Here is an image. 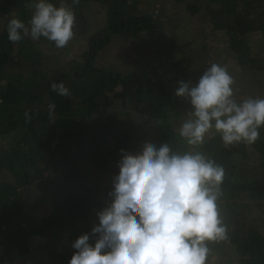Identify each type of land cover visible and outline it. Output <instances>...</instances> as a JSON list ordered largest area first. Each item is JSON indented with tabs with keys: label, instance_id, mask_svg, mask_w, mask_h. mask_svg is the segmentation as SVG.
<instances>
[{
	"label": "trees",
	"instance_id": "obj_1",
	"mask_svg": "<svg viewBox=\"0 0 264 264\" xmlns=\"http://www.w3.org/2000/svg\"><path fill=\"white\" fill-rule=\"evenodd\" d=\"M182 14L193 36L166 66ZM199 20L221 36L211 63L188 49ZM113 38L149 61L110 66ZM263 232L264 0H0V264H264Z\"/></svg>",
	"mask_w": 264,
	"mask_h": 264
},
{
	"label": "rangeland",
	"instance_id": "obj_2",
	"mask_svg": "<svg viewBox=\"0 0 264 264\" xmlns=\"http://www.w3.org/2000/svg\"><path fill=\"white\" fill-rule=\"evenodd\" d=\"M99 11H101V10L97 9V8L90 9V11H87L88 17L92 21L91 24L99 23V25L100 24L103 25L102 24L103 23V13L99 12ZM164 12L167 15V17L171 16V14H172V11H170L169 8L165 9ZM185 19H187V16L185 14H182V16H178L177 18L175 17V18L172 19V24L170 26L167 25V29H165L166 36H165L164 40L162 41L163 48H164L162 53L165 54L166 52H168L167 53L168 56H167L166 59H164L162 61H163L164 65H166V66L169 63H173V62L178 61L179 58H181V56H179V55L182 52H184L183 50H181V47L178 46L180 44H179V41L177 39L180 38L182 35L184 36L183 39L185 38V36L187 37V35H192L193 36V31L188 32L187 35H186L184 33L183 27H181V25L184 26L183 22L185 21ZM201 23L204 24L202 20H201ZM201 23H200V20H199L198 24L201 25ZM52 24L54 25L53 32L55 33V35L56 36L60 35V37L63 38L64 40L67 39V37L64 35V33L62 31L63 29L61 28L60 24L55 19L52 21ZM205 25L206 24H204V27H205ZM204 27H203V35L201 34V37L199 36L198 38L195 37L194 41H192L190 43L188 49L189 50L193 49V55L195 56V58H198V56H203L204 57V54H208V56H209L208 62L211 63V62L214 61V57L212 55V52H210V51H207V52L203 51L202 52L201 51L202 42L203 43H207V49L206 50H211L214 47L219 46L218 43H219V41L221 39V36L218 35V37H216V36L213 37L212 34H210V32H209L208 26H206L205 28ZM195 28H196V25L194 27H192L191 29L194 30ZM217 38H219V39L217 40ZM137 44H140V45H138L137 48H132V46L130 44L126 45L123 40H121L119 38H113L112 42L110 43V46H108L106 48V50H105V53H103V59L110 66L114 65L115 63H120L121 59H123L125 56H126L125 59H127V60H130V58L132 56H134L136 59H138L137 62L140 61L141 63H143V62L141 60H139V59L149 61L148 60V58H149L148 54L146 53L147 54L146 55L143 52L144 45H142L141 42L135 43V44H132V45L134 46V45H137ZM170 48H172L173 50L169 51L168 49H170ZM189 50L185 51V52L189 53ZM122 52H123V54H122ZM208 52H210V53H208ZM120 54H122V55L120 56ZM220 62H222V63L224 62L223 66L220 67V69L223 68V69H221V71H222L221 73L222 74H226V75L233 74L234 78L238 77L235 74L237 64L234 62V60H232L229 52L225 53L220 58ZM129 67L134 72H139V71L142 72V71H144L143 67H134L133 65L129 66ZM215 73H218V71H216ZM189 83L192 86L195 85L194 84V79H190ZM238 83L239 82H238L237 79H235V81L226 80V81H224V88L225 89L228 88V90H229L230 87L233 88V85H235V84L238 85ZM120 89H122V88H120ZM129 90H131V92H132L133 88L129 87ZM242 91H243V93H237V92H240V91L236 89L235 92H231L230 96L228 97V100H229V102L232 101L233 104H235L241 110L245 111L247 109V107H248L249 101L247 100V98L244 97L245 95L247 96V93H246L247 89H243ZM131 92H129V93H131ZM186 106H187V108L191 109L192 108V103L189 102V103H187ZM203 109H207V108H203ZM202 110L201 109L197 110L194 113V115H193L194 118H189L190 120H186L183 123V124H185V126L183 127L185 129L184 133H183L184 135L187 134V133L189 134V131L192 132L193 134L197 132L198 135L205 133L204 124L200 125L201 124V121H200L201 119L200 120L197 119V115H200V116L204 117L205 112H204V110L203 111ZM198 124L200 125V128L197 131H195L196 130L195 128L199 127ZM186 126H188V127H186ZM189 126H193V127H189ZM136 133H137L138 136H144L145 138L150 135V131L149 130H145V129H142V131L140 133L139 132H136ZM25 210L28 211V213L32 214L30 208H25ZM38 210L39 211H43L44 208H39ZM252 217H254L256 220L258 219L257 215H253ZM226 260H227V258H225V255L223 253H221V254H219V256H217L214 259H212L210 261V264H231V263L226 262Z\"/></svg>",
	"mask_w": 264,
	"mask_h": 264
}]
</instances>
